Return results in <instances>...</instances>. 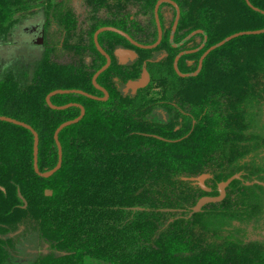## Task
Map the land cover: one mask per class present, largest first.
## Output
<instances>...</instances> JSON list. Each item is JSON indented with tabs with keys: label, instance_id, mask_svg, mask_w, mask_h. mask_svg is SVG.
Masks as SVG:
<instances>
[{
	"label": "trees",
	"instance_id": "obj_1",
	"mask_svg": "<svg viewBox=\"0 0 264 264\" xmlns=\"http://www.w3.org/2000/svg\"><path fill=\"white\" fill-rule=\"evenodd\" d=\"M157 1L84 0L89 21L111 2L116 12L129 7L130 17L150 19L136 31L108 23L143 45L157 40ZM173 1L180 8L177 29L166 30L154 49L136 47L116 32L100 35L111 54L120 46L137 53L129 66L114 63L99 76L108 100L80 94L51 98L57 106L85 108L84 117L59 134L63 160L54 175L35 172L32 132L0 120V264H264V243L248 237L252 188L235 180L223 202L188 217L206 194L202 180L216 187L238 172L251 141L258 147L264 142L260 133H251L264 123V32L217 47L198 72L210 47L235 33L264 29V0ZM66 3L0 0V47L11 44L25 17L46 8L66 29L65 47L92 58L64 64L52 50L38 59L0 58V116L38 133L41 172L57 165L55 131L81 112L75 106L52 109L47 95L82 90L103 96L92 82L105 63L93 34L105 23H93L82 31L89 40L76 42L78 20ZM165 7L176 16L171 3L160 8ZM180 53L177 67L187 77L174 68ZM145 68L150 83L123 93V85L140 78ZM238 193L244 199L238 201ZM43 243L51 249L47 255L39 250Z\"/></svg>",
	"mask_w": 264,
	"mask_h": 264
},
{
	"label": "flooded vegetation",
	"instance_id": "obj_2",
	"mask_svg": "<svg viewBox=\"0 0 264 264\" xmlns=\"http://www.w3.org/2000/svg\"><path fill=\"white\" fill-rule=\"evenodd\" d=\"M173 2L175 4H173V3H171V4L176 8V16L175 17H174L173 10L170 7H165L163 9L160 8L161 5L159 7V19H160L161 26L163 29V36H164V32L168 29H171L172 33H174L176 31L178 23H179L180 8L175 1H173ZM66 6H67V8L68 7L72 8V11L74 12V14L78 20V30L76 31L77 35H76V37H74L76 42L81 41V40H89L88 35H85L84 37H82V31L83 30L86 31V29H88V27L90 25H92L93 23H98V22L105 23L104 25L100 26L98 29H100L102 27H114V26H110L108 23H116L117 25H121L122 27H124L126 29L134 27L133 30L136 31V29H135L136 26H139V27L146 26L150 20V19H146V17H144L143 15H138V14L130 17L129 16V14H130L129 13V10H130L129 7H126V9H123L122 12H116L115 11L116 9H114V4L112 2L108 3V4H102V6L100 7V9L97 13V15H98L97 19H95L94 21H89V9L87 8V5L84 2V0H67ZM155 7H156V5H155ZM136 9L138 10L139 8L137 7ZM178 11H179V18H178ZM34 15H39V16L43 17V23H38V24L32 25L31 29H30V32H35L36 34L39 35L35 38L34 43L38 44V42H42L40 44L42 46L41 56L47 50H49V51L52 50L51 51V52H53V53H51L52 56H54L55 58H56V55L63 57V61L62 60L61 61L64 64H71V63L79 64L80 59H83L84 62H86V63L91 62L92 58L90 56V53H83L80 55V54H77L75 51H72V50L67 49L65 47L66 38L68 37V35H67L65 27L62 26L57 20L54 19V11H52L51 13H47L46 8H43V9L39 10ZM131 21L133 23H131ZM154 22H155L156 27H157L156 18H155V8H154ZM117 29H119V28H117ZM119 30L127 33L126 31H124L122 29H119ZM96 31L93 34V41H94V36H95ZM157 31H158V28H157ZM137 32H139L138 34L140 35L141 32L140 31H137ZM103 33L104 32L99 34L98 39L100 38V35ZM128 35L132 38V36L130 34H128ZM163 36H162V39H163ZM188 38L189 37H187L186 39H188ZM132 39L134 41L138 42L134 38H132ZM157 39H158V36H157ZM170 39L173 40V35L170 36ZM106 42L107 41H105V43ZM99 43H100V41H99ZM94 44H95V42H94ZM100 46L102 47L101 44H100ZM117 49H130V48H125V47H121V46L117 47L113 51V54L109 53L107 50H105L103 48V50L111 57V64H110L109 68L114 63H116L117 66H122V67L129 66L135 60V59L133 61L128 60L126 63H122L120 58L117 57L115 54ZM105 64H106V57H105L104 65ZM135 80H137V79H135ZM129 81H133V80H128L126 82V84L123 85L121 90L125 94H129V93L134 94V92L132 90L126 89L127 83ZM92 82H93V78H92ZM97 82H98V79H97ZM103 88H105V87H103ZM100 92H102V91H100ZM97 97H104V93H103V96H97ZM261 120L264 121V114H263V117H261ZM194 124H195V121H193V125ZM251 131H252L251 133H255V134L259 133L258 130H256V129L251 130ZM261 136L264 138V130H262ZM256 145H257V142H255V141H251L249 143V147H250L249 153H247L246 157L240 161L241 163H239V166H241V167L238 170V172H236L233 175L240 174V178L235 179V180H238L240 182V187L252 188L250 191L251 193H250V197H249L250 202L253 201L251 199H254V198L257 199L258 198L257 196H260V200L262 199L261 200L263 202L262 211L258 215L252 216L251 222L249 224H247V226H248V229L250 231V233H248V237H250L254 241H259V242L264 243V195H263L264 194V142L262 143V145L260 147H258ZM207 179H208V176H207ZM226 180H223V181H226ZM223 181L216 182V187H214L212 185V183H210V182H208L207 185L205 184L206 190H204V191L206 192V194L204 196H212V197L219 196V194H220L219 193V183H221ZM229 186H227L226 195L221 202H223L227 198ZM237 199L239 201L241 199H244V197L242 195H240V193H238ZM221 202H219V203H221ZM213 204H217V203H213ZM209 205H211V204H209ZM209 205H207V206H209ZM255 235L257 236V238H254ZM42 247H43V245L41 244L40 249H39L40 251H41ZM35 252H38V251L35 250Z\"/></svg>",
	"mask_w": 264,
	"mask_h": 264
},
{
	"label": "water",
	"instance_id": "obj_3",
	"mask_svg": "<svg viewBox=\"0 0 264 264\" xmlns=\"http://www.w3.org/2000/svg\"><path fill=\"white\" fill-rule=\"evenodd\" d=\"M163 2H170V3H173L175 4L172 0H159L156 4V7H155V18H156V23H157V28H158V39L157 41L152 44V45H143V44H140L136 41H134L127 33L115 28V27H102L100 29H98L95 33V36H94V42H95V45H96V48L98 49V51L103 54L105 57H106V64L100 68L96 73L95 75L93 76V84L94 86L99 89L100 91H102L104 93V97H97V96H94L92 94H89V93H86L82 90H55L51 93H49L46 97V102L48 104L49 107H51L52 109H55V110H63V109H66V108H69V107H78L80 108L81 112H80V115L73 119V120H68L66 122H63L58 128L57 130L55 131V134H54V139H55V142H56V145H57V148H58V162H57V165L52 169V170H48V171H45V172H41L40 169H39V166H38V154H39V135L38 133L27 123L25 122H21V121H18L16 119H13V118H9V117H6V116H0V120L1 121H5V122H9V123H13L15 125H18V126H21V127H24L28 130H30L34 136V148H33V156H34V169H35V172L44 177V178H48V177H51L52 175H54L62 166V160H63V149H62V145H61V142L59 140V134L60 132L65 129L66 127L70 126V125H73V124H76L78 123L85 115V108L84 106H82L81 104H78V103H69L67 105H64V106H57V105H54L51 101V98L55 95H58V94H80V95H84L86 97H89L91 99H95V100H100V101H106L108 100L109 98V92L103 88L101 85H99V83L97 82V79L99 78V76L105 72L110 64H111V57L103 50V48L100 46V43H99V34L102 33V32H105V31H112V32H116L122 36H124L125 38H127L133 45H135L136 47H139V48H143V49H154L156 48L162 41V36H163V29H162V26H161V22H160V19H159V7L160 5L163 3ZM178 18H179V11H178ZM264 32V29L263 30H256V31H244V32H238V33H235L229 37H227L225 40H222L220 43H218L217 45H214L212 47H210L201 57L200 59V62H199V69H198V72L201 70L202 66H203V62H204V59L213 51L215 50L217 47L219 46H223L226 42L234 39V38H237V37H240V36H243V35H257V34H261ZM42 42H38V44H41ZM192 51H188L187 53H191ZM116 56L120 58L121 62L122 63H126L128 60H131L133 61L134 59L137 58V53L132 50V49H117L116 50ZM184 53H180L179 56L176 57L175 59V63H174V68L177 72V74L181 77H187L189 76L188 74H183L181 73L179 70H178V67H177V63H178V60L180 58L181 55H183ZM197 73V72H196ZM196 73H194L196 75ZM150 74L148 72V70L145 68L143 70V73L141 75V77L137 80H133V81H129L127 83V86H126V89L127 90H132L134 93L139 90V89H142V88H145L149 82H150ZM240 178V174H236V175H233L232 177L228 178L226 181H223L221 183H219V196H215V197H212V196H202L198 201L197 203L189 209V212H188V217H192L194 214L196 213H199L203 210V208L209 204H213V203H219L221 202L225 195H226V188L227 186H229L235 179H238ZM202 188L204 190H206V186H205V183L202 182L200 183ZM19 197L23 200L25 206H27V202L26 200L24 199V197L22 196L21 192L19 191ZM46 195L50 196L52 195V190H46ZM43 247L41 249V253L42 254H48V252H50L48 250L49 248V244L47 243H43L42 244ZM63 254H66V253H63Z\"/></svg>",
	"mask_w": 264,
	"mask_h": 264
},
{
	"label": "rangeland",
	"instance_id": "obj_4",
	"mask_svg": "<svg viewBox=\"0 0 264 264\" xmlns=\"http://www.w3.org/2000/svg\"><path fill=\"white\" fill-rule=\"evenodd\" d=\"M38 23H43L42 16L32 15L29 17H25L13 33L11 44H7L6 46L0 47V58H12L15 56H24V59L29 58V56L34 57L36 59L40 58L42 54V46L40 44L34 43L35 38L39 35L35 32H30L31 26ZM155 57L156 59H158L161 57V55L157 53L155 54ZM59 60L63 61V57H59ZM261 117H263V115ZM262 130H264V124L261 130H258V132L261 134ZM257 197V199H251L253 200L251 202V210L253 212L252 216L258 215L262 211V199L260 200V196ZM255 236L254 238H257V236ZM48 250L51 251L50 247L48 248ZM49 253L50 252H48V254Z\"/></svg>",
	"mask_w": 264,
	"mask_h": 264
}]
</instances>
